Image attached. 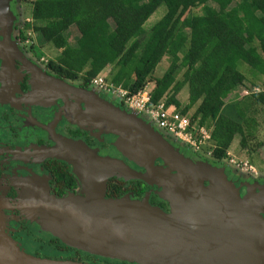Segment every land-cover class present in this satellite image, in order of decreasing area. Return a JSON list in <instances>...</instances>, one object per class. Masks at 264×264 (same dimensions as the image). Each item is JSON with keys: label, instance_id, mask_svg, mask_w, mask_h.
Returning a JSON list of instances; mask_svg holds the SVG:
<instances>
[{"label": "trees", "instance_id": "1", "mask_svg": "<svg viewBox=\"0 0 264 264\" xmlns=\"http://www.w3.org/2000/svg\"><path fill=\"white\" fill-rule=\"evenodd\" d=\"M24 1L33 4L26 29L32 27L40 47L51 43L60 50L47 61L52 69L89 84L113 65L105 78L130 93L153 81V102L165 98L182 113L195 106L193 118L211 127V156L218 161H226L236 134L244 147L255 137L258 120L250 110L264 106V92L235 98L233 91L246 79L241 61L264 78V0ZM161 4L166 13L145 29ZM197 6L202 13L190 14ZM71 27L77 29L75 44L69 41ZM165 55L169 65L154 77ZM185 85L189 94L182 107L177 95Z\"/></svg>", "mask_w": 264, "mask_h": 264}, {"label": "water", "instance_id": "2", "mask_svg": "<svg viewBox=\"0 0 264 264\" xmlns=\"http://www.w3.org/2000/svg\"><path fill=\"white\" fill-rule=\"evenodd\" d=\"M10 2L0 0V26L9 38L15 18ZM81 92L96 106L99 124L119 135L124 151L138 156L147 171L132 170L118 159L76 146L81 195L47 193L25 202L43 229L70 247L139 264H264V183L258 191L249 186L242 197L223 169L195 163L137 114L91 91ZM155 156L180 174L156 166ZM182 173L190 175L194 185ZM114 175L162 185L161 195L173 203L172 211L165 212L148 199L106 197L107 180ZM204 179L210 181L208 187ZM6 241L17 259L39 262Z\"/></svg>", "mask_w": 264, "mask_h": 264}, {"label": "flooded vegetation", "instance_id": "3", "mask_svg": "<svg viewBox=\"0 0 264 264\" xmlns=\"http://www.w3.org/2000/svg\"><path fill=\"white\" fill-rule=\"evenodd\" d=\"M22 1L10 2L15 15L10 38L0 26V264H137L64 244L42 228L25 204L27 199L42 198L47 193L57 197L70 193L81 195L82 180L75 158L80 151L76 146L87 147L102 157L118 159L138 172L144 173L147 169L138 156H129L124 151L126 148L119 135L100 125L95 116L96 106L81 90L91 91L129 113L139 111L118 97L113 100L102 94L103 90L92 83L84 84L49 67L45 56L39 57L43 47L36 39L31 42L27 39L28 22ZM169 142L195 163L223 169L242 197L248 193L249 186H255L258 191L264 183L261 171L250 173L226 161H218L212 154H198L189 145L190 148ZM153 160L156 166L180 174L162 157L155 156ZM182 177L192 182L190 175ZM203 184L208 187L210 181L204 179ZM162 191L160 184L117 175L111 176L105 186L106 197L148 199L153 206L171 212L173 203L161 195ZM7 239L26 254L39 258V262L17 259L8 248Z\"/></svg>", "mask_w": 264, "mask_h": 264}, {"label": "built area", "instance_id": "4", "mask_svg": "<svg viewBox=\"0 0 264 264\" xmlns=\"http://www.w3.org/2000/svg\"><path fill=\"white\" fill-rule=\"evenodd\" d=\"M25 20L32 24L31 17H26ZM26 33L28 41L31 42L36 39V33L33 31L32 27L26 29ZM148 83L137 92L130 93V91L122 85H116L108 81L103 74L97 75L92 80V84L100 90L110 92L132 109L145 114L150 121L159 128L170 133L175 138L182 140L192 149L200 150L201 147L207 144L213 148L210 142L211 127L201 125L198 120L193 122L190 116L187 113H182L175 104H166L165 98L153 102L151 100V91L154 85L152 88L148 89ZM236 89L233 91V95L235 98H241L254 92H264V82L261 85H253L251 88L240 85ZM209 153L212 154V149ZM227 154L230 155V152L228 151ZM229 162L250 173L256 172L255 166L248 160L241 159L237 161L233 158H229Z\"/></svg>", "mask_w": 264, "mask_h": 264}, {"label": "rangeland", "instance_id": "5", "mask_svg": "<svg viewBox=\"0 0 264 264\" xmlns=\"http://www.w3.org/2000/svg\"><path fill=\"white\" fill-rule=\"evenodd\" d=\"M22 6H23V11L25 14V17H31L30 15L32 14V2L29 1H22ZM213 4V3H211ZM214 5V4H213ZM166 6L165 4H161L152 14L151 16L148 18V20L146 21L144 27L145 29H148L154 24L156 23L161 17H163V15L166 13ZM203 11L201 6H197V7H193L190 10V14H201ZM69 41L70 44H75L76 42V34H77V29L75 27H71L69 30ZM42 53L45 56V59L48 60L50 58H56L58 57V55L60 54V50L55 48L51 43H47L45 44V46L42 48ZM170 57L168 55H165L162 60L158 63V65L156 66V69L153 73L154 77H158L161 76L165 70L167 69L168 65H169V59ZM111 69H113V65H109L108 68L105 70L104 72V76H108V74L110 73ZM238 69L243 72L246 76V79L244 81V83L241 86H245L248 88H251V86L253 85H261L264 82V78L261 76L257 77L254 75L253 70L250 68V66H248L246 63L244 62H239L238 63ZM183 70H179V73L177 74V78H181ZM154 85L153 81H150L148 83L147 88L150 89L152 88ZM239 89V88H238ZM237 90V89H236ZM102 94H106L107 96H111V98L113 100H116V96L111 94L110 92L107 91H100ZM188 94H189V87L188 85H185L183 87V89L179 92V94L177 95V97L179 98V100L181 101V105L182 107L185 106V104L188 101ZM181 110V109H180ZM195 111V106L193 108H191L187 114L190 116L191 120L197 121L196 118H193V114ZM225 113H228V110H224ZM131 113H135L137 115H139L140 117H142V119L144 120V116H146L145 114H140V112H131ZM250 113L253 114L257 120H258V127L256 130V135L253 139L249 140L247 142V145L244 147L242 146L240 140L241 137L240 135L236 134L231 142V145L228 149V151L230 152V155H228V158L226 159V162L231 164L229 162V158H233L235 160H248L251 164H253L256 168V171H261L264 174V106L256 103L254 104V106L251 108ZM232 116V114H231ZM147 117V116H146ZM148 118V117H147ZM149 119V118H148ZM150 120V119H149ZM154 129L160 133L162 139H164L165 141H167L169 144H171L169 141L171 142H177L179 144H183L186 147L190 148L189 146H187V144H185L182 140L175 138L173 135H171L170 133L166 132L161 133L160 129L157 125L154 126V124L150 123ZM171 136L170 138L167 137ZM212 147H210L208 144L201 147L200 150H194L195 152H197L198 154L203 153V154H210L209 151H211ZM233 165V164H231ZM235 166V165H233ZM117 259V258H116ZM27 262V261H26ZM130 262V261H128ZM132 263H136V262H132ZM139 264V263H137Z\"/></svg>", "mask_w": 264, "mask_h": 264}]
</instances>
